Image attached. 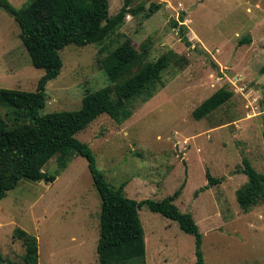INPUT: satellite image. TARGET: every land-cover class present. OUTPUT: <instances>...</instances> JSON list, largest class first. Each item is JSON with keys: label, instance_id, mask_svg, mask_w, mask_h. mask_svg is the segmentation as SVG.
Returning <instances> with one entry per match:
<instances>
[{"label": "rangeland", "instance_id": "rangeland-1", "mask_svg": "<svg viewBox=\"0 0 264 264\" xmlns=\"http://www.w3.org/2000/svg\"><path fill=\"white\" fill-rule=\"evenodd\" d=\"M31 0H10L18 9ZM110 15L124 0H109ZM162 7L152 17L151 4ZM124 23L102 45H68L63 68L47 85L41 114L81 108L88 90L110 84L98 60L127 49L146 52L139 68L172 55L166 87L119 125L104 114L76 138L87 143L111 186L126 183L130 199L162 200L184 188L174 203L190 213L203 235L205 264H264V203L244 212L237 191L249 179L248 161L264 173V0H134ZM184 14L190 46L172 26ZM15 19L0 7V88L35 91L44 76L35 68ZM249 39L250 42H245ZM234 96L208 117L193 111L219 89ZM4 113V111H3ZM44 170H59L55 155ZM207 172L222 181L207 185ZM147 264H196L195 239L177 222L139 210ZM101 199L88 162L74 156L54 183L23 179L0 201V254L23 262L21 228L38 238L39 264H99Z\"/></svg>", "mask_w": 264, "mask_h": 264}, {"label": "trees", "instance_id": "trees-1", "mask_svg": "<svg viewBox=\"0 0 264 264\" xmlns=\"http://www.w3.org/2000/svg\"><path fill=\"white\" fill-rule=\"evenodd\" d=\"M133 1L124 0L120 12L111 16L109 0H31L20 9L10 0H0V7L20 27V38L32 65L45 71L35 91L0 88V201L23 179L54 183L72 158L81 156L88 162L101 199L97 245L99 264H147L145 232L139 215L143 206L177 222L182 231L193 235L196 264H205L199 225L192 214L182 212L174 203L184 185L174 195L162 200L130 199L125 193L127 184L111 186L98 168L91 147L76 138L77 133L104 114L119 125L128 121L139 104L149 102L166 87L164 72L171 65L172 55H164L155 63L139 68L146 49L138 51L123 47L125 53H111L98 60L110 84L95 91L88 90L80 109L41 114L48 100L47 85L60 75L63 68L61 51L71 44L86 47L105 43L122 26L127 13L145 11L143 5L133 8ZM161 7L152 3L144 18L152 17ZM184 20L182 14L171 24L190 46ZM233 96L231 89H219L193 111L194 119L208 117ZM55 155H59V170L50 174L44 168ZM239 171L248 177L249 182L237 191V201L248 213L264 203V173L257 171L248 161ZM206 176L207 185L197 194L222 181L210 172ZM13 236L22 240L25 254L22 263L8 261L7 264H39L38 238L21 228H17ZM3 262L0 254V264Z\"/></svg>", "mask_w": 264, "mask_h": 264}]
</instances>
